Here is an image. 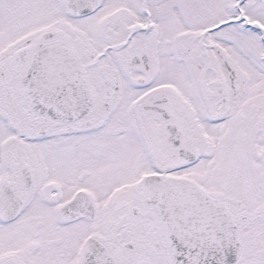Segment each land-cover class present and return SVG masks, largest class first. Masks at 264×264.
I'll return each instance as SVG.
<instances>
[{
	"label": "snow or ice",
	"instance_id": "snow-or-ice-1",
	"mask_svg": "<svg viewBox=\"0 0 264 264\" xmlns=\"http://www.w3.org/2000/svg\"><path fill=\"white\" fill-rule=\"evenodd\" d=\"M0 264H264V0H0Z\"/></svg>",
	"mask_w": 264,
	"mask_h": 264
}]
</instances>
